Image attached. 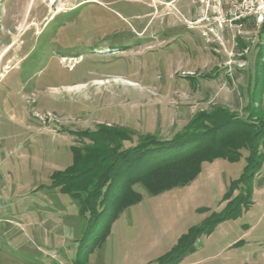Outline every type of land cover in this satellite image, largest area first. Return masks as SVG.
Instances as JSON below:
<instances>
[{
	"label": "rangeland",
	"instance_id": "obj_1",
	"mask_svg": "<svg viewBox=\"0 0 264 264\" xmlns=\"http://www.w3.org/2000/svg\"><path fill=\"white\" fill-rule=\"evenodd\" d=\"M203 10L197 0H0V264H167L184 235L229 209L172 264H264V157L249 179L242 150L203 162L182 186L137 184V202L99 205L95 217L59 181L73 147L91 145L86 131L118 130L129 147L170 139L215 107L264 119V21L205 39L185 22Z\"/></svg>",
	"mask_w": 264,
	"mask_h": 264
},
{
	"label": "trees",
	"instance_id": "obj_2",
	"mask_svg": "<svg viewBox=\"0 0 264 264\" xmlns=\"http://www.w3.org/2000/svg\"><path fill=\"white\" fill-rule=\"evenodd\" d=\"M247 110L254 119L261 113L260 107H254L253 103ZM206 114L204 111L195 114L170 139L150 137L129 147H124L123 142H131V138L118 130L86 131L82 136L88 138L91 145L73 147L74 163L70 170L62 172L59 181L66 186L71 180L73 195L83 193V208L95 217L99 205L104 207L108 203L111 208L120 210L137 202L140 199L134 190L137 184L150 194L182 186L199 174L203 162L218 157L239 159L242 150L248 154L241 179L259 173L264 157V119L258 123L245 121L221 107ZM233 210L205 222L200 228L191 229L180 239L167 264L178 262L193 249L200 234L209 233L215 224L230 217Z\"/></svg>",
	"mask_w": 264,
	"mask_h": 264
},
{
	"label": "built area",
	"instance_id": "obj_3",
	"mask_svg": "<svg viewBox=\"0 0 264 264\" xmlns=\"http://www.w3.org/2000/svg\"><path fill=\"white\" fill-rule=\"evenodd\" d=\"M204 6L202 16L193 22L200 24L205 39H219L223 31H240L246 22L260 25L264 21V0H197ZM51 118L50 114L47 115ZM50 120V119H49Z\"/></svg>",
	"mask_w": 264,
	"mask_h": 264
},
{
	"label": "bare ground",
	"instance_id": "obj_4",
	"mask_svg": "<svg viewBox=\"0 0 264 264\" xmlns=\"http://www.w3.org/2000/svg\"><path fill=\"white\" fill-rule=\"evenodd\" d=\"M51 1V0H50ZM67 61H74L73 59H67Z\"/></svg>",
	"mask_w": 264,
	"mask_h": 264
}]
</instances>
